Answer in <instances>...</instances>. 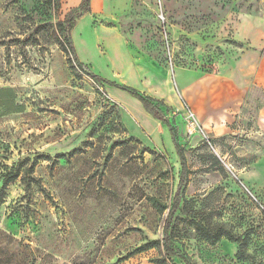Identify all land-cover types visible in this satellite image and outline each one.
<instances>
[{"label":"rangeland","instance_id":"374dc122","mask_svg":"<svg viewBox=\"0 0 264 264\" xmlns=\"http://www.w3.org/2000/svg\"><path fill=\"white\" fill-rule=\"evenodd\" d=\"M82 2L0 0V163L35 162L29 189L17 179L0 204V264H184L161 246L137 251L167 223L190 264H264V93L251 86L226 133L203 128L207 142L184 136L182 114L168 115L183 168L137 121L128 94L61 51L54 27ZM88 8L70 40L89 71L157 100L172 92L186 110L176 87L217 77L250 49L236 39L240 20L264 19V0ZM192 218L224 225L246 258L237 242L201 239Z\"/></svg>","mask_w":264,"mask_h":264},{"label":"crops","instance_id":"0c3cea01","mask_svg":"<svg viewBox=\"0 0 264 264\" xmlns=\"http://www.w3.org/2000/svg\"><path fill=\"white\" fill-rule=\"evenodd\" d=\"M237 28L238 31L235 34L237 41L247 42L250 49L239 53L237 61L232 65L222 67L219 75L214 79L193 84V88L197 86L194 92H191L193 90L191 86L176 87L179 97L194 114L202 129L211 131L215 135L226 133L232 116L239 112L251 86L260 88L264 93V19L246 16L240 20ZM159 97L162 101L165 100L170 109L173 108V113L168 112L166 118L168 115L172 118L176 112L183 114L186 110L181 103L177 102V97L172 92ZM130 99L139 106L135 115L137 121L146 124L147 128L152 130L151 134L160 139L159 141L166 148H174L168 128L151 117L137 100ZM167 120L173 129L178 126L171 119L167 118ZM180 120L185 134L182 117Z\"/></svg>","mask_w":264,"mask_h":264},{"label":"trees","instance_id":"16d2710c","mask_svg":"<svg viewBox=\"0 0 264 264\" xmlns=\"http://www.w3.org/2000/svg\"><path fill=\"white\" fill-rule=\"evenodd\" d=\"M89 0H83L81 5L78 8H74L68 12L65 17L64 22H60L55 25V30L60 35L61 40H58L61 51L71 57V60L68 59L70 64H73L81 73L87 75L95 83L106 84L109 87L120 90L128 94L131 98L137 100L144 110L154 119L162 122L171 135L172 142L174 145L175 152L180 159V164L184 168L185 161L183 155V148L180 146L176 140V132L166 118V114L171 110L162 100H157L155 98L145 96L139 91L127 87L115 84L114 82H109L104 80L94 74H92L89 69L79 60L72 42L70 40V34L76 24V21L81 18L89 8ZM62 35V36H61ZM27 160L18 161L16 164L10 166L0 163V204L4 202L6 197V188L17 179H19L24 185L25 189L30 187V175L33 173L35 162H32L27 166ZM178 209V204L174 203L173 209L170 212V215L173 211ZM188 223L194 228L195 232L201 237V239L208 242H216L222 238L227 239L231 242H237L239 244V250L237 255L242 259L246 258L245 253L242 251L241 240L236 238L231 231L227 230L226 227L222 224L210 225L208 223H203L192 218L188 220ZM156 246H161L163 250L164 257L172 258L179 257L184 264H190L183 256H180L179 251L172 244V236L168 231V223L163 229V235L160 240H154L143 244L137 251H145L152 249Z\"/></svg>","mask_w":264,"mask_h":264},{"label":"built area","instance_id":"2783aa9c","mask_svg":"<svg viewBox=\"0 0 264 264\" xmlns=\"http://www.w3.org/2000/svg\"><path fill=\"white\" fill-rule=\"evenodd\" d=\"M184 124V136L188 139L199 138L201 141H208L207 134L199 125L196 117L190 110H185L182 114Z\"/></svg>","mask_w":264,"mask_h":264}]
</instances>
